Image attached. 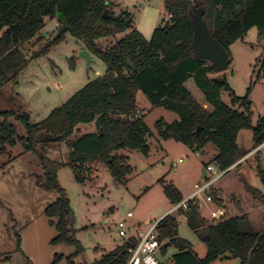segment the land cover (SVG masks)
<instances>
[{
	"label": "trees",
	"instance_id": "16d2710c",
	"mask_svg": "<svg viewBox=\"0 0 264 264\" xmlns=\"http://www.w3.org/2000/svg\"><path fill=\"white\" fill-rule=\"evenodd\" d=\"M163 1L170 18L155 28L150 40L131 30L102 48L98 40L114 38L130 27L127 24L130 15L117 16L112 12L113 0H0V91L15 82L32 59L48 52L67 35L81 42L107 66L102 77L86 84L39 123H30L29 116L20 110H0V156L11 162L24 153L36 155L42 170L35 179L36 185L46 193H58V198L44 209V215L57 231L51 244L75 245L74 255L81 249L73 236L74 215L64 190L57 183V171L68 166L75 180L84 183L91 180L93 167L102 165L114 182L125 185L131 168L127 159L116 152L129 149L144 156L150 153L147 129L137 107L138 92H142L152 106L177 114L178 120L171 124L156 123L162 139H172L191 149H203L212 144L217 154L210 164L222 172L264 144V117H259L252 125L251 87L239 98L230 91L224 76L209 79V74L213 73L209 64L193 56V25L189 16V12L202 7L211 36L229 56V47L243 40L252 28L257 29L264 42V0ZM103 14L109 17L103 18ZM46 20H56L55 34L28 57L24 46L32 40L35 45L43 40ZM260 76L259 73L257 79ZM189 79L201 91L208 109L185 87ZM226 92L231 97L230 106L221 99ZM9 118L21 122L26 131L24 137L17 135ZM90 123H94V132L70 141L79 124ZM198 127L200 130L195 136ZM243 130L252 132L253 146L248 151H242L237 144L238 134ZM60 143H65L69 149L65 163L46 156L47 147ZM16 147L19 153L14 154ZM259 153L260 150H256L253 155L257 157ZM256 175L262 190L245 187L253 196H264L261 162L256 165ZM164 192L172 205L182 202V195L173 185L165 186ZM211 193L213 201L215 196ZM178 212L206 246V254L199 258L191 244L178 236L177 218L168 214L155 225V231L162 252L168 246L176 249L170 259L172 264H211L226 259L235 260L237 264H264V229L255 230L246 214L223 216L208 222L201 216L194 198L188 199L186 209L178 208ZM136 242L133 236L126 238L121 246L90 264H127V251ZM62 258V255L55 256L53 264Z\"/></svg>",
	"mask_w": 264,
	"mask_h": 264
},
{
	"label": "rangeland",
	"instance_id": "374dc122",
	"mask_svg": "<svg viewBox=\"0 0 264 264\" xmlns=\"http://www.w3.org/2000/svg\"><path fill=\"white\" fill-rule=\"evenodd\" d=\"M113 4L112 12L115 15H130V27L114 38L98 40L102 48L131 30L150 40L155 28L163 25L168 18L163 0H113ZM57 26L55 21L46 20L43 40L38 45L34 40L27 43L24 46L26 55L31 57L34 51L51 40ZM76 41L67 35L48 52L32 59L16 81L0 91V110H20L29 116L30 123L36 124L86 84L102 77L107 70L106 64ZM83 49L89 54V63L79 56ZM259 73L261 76L257 79ZM223 76L236 97H244L251 87V120L255 125L259 117H264V42L260 40L256 28L250 29L243 40L229 47L228 68L220 73H211L208 77L214 79ZM185 87L199 104L203 103V95L192 79ZM221 99L230 106L228 92L223 93ZM136 100L147 129L146 142L150 153L144 156L139 151L129 149L116 152L127 159V165L131 168L125 185L114 182L108 169L102 165L93 167L91 180L84 183L75 180L68 166L57 171V183L64 190L74 215L73 236L81 249L76 255L75 245L51 244L57 231L44 215V209L58 198V193H46L36 185V177L42 174L36 155L24 153L11 162H7V157L0 156V264H53L57 255L63 258L56 264L99 261L126 239L118 235L119 222L125 223L129 229V238L136 230L146 231L178 205L170 203L164 192L165 186L177 188L184 202L194 193L196 184L205 182L201 179L202 170L217 154L216 148L207 144L203 149H191L172 139H162L156 123L164 121L171 124L178 120L177 114L152 106L142 92L137 93ZM8 122L15 127L19 137L25 136L21 122L13 118H9ZM94 131V123L79 124L69 139L74 141ZM237 144L242 151L250 150L253 146L252 132L241 131ZM13 153H19V149L16 147ZM46 156L65 163L69 149L65 143L52 144L46 148ZM258 160L264 166V148L257 157L249 155L232 166L226 175L214 166L216 175H222L211 187L215 199L207 202L204 194L196 197L203 215L212 217L217 207H223L226 210L224 217L246 214L255 230H263L264 196H253L245 187L249 185L262 190L256 175ZM171 214L178 221V236L193 245L198 257L203 258L206 246L188 228L185 217L178 211ZM175 252L173 246H168L164 252L160 248L156 257L160 261L170 262ZM68 258H71V262ZM211 264H233V260H216Z\"/></svg>",
	"mask_w": 264,
	"mask_h": 264
},
{
	"label": "built area",
	"instance_id": "2783aa9c",
	"mask_svg": "<svg viewBox=\"0 0 264 264\" xmlns=\"http://www.w3.org/2000/svg\"><path fill=\"white\" fill-rule=\"evenodd\" d=\"M141 1V0H137ZM170 18L168 16L167 20ZM57 25V22H56ZM206 176L204 178L205 182L202 185H195L194 186V193L190 196L189 199H196L197 196L201 194L205 195V200L207 202H211V191L210 188L212 185L222 176L216 175L214 166L207 165L205 168ZM209 174H212L209 177ZM215 176V177H214ZM187 201V200H186ZM186 201L181 202L175 208L172 209L173 211H177L178 208L186 209ZM223 216V212L220 210H216L212 213V218L215 220H219ZM157 224V223H156ZM151 225L146 231L136 230V244L134 247L128 249L127 253L129 255V259L127 264H172L171 262H163L160 261L156 257V253L160 250L161 244L157 239V234L155 231V225ZM117 231L118 235L122 238H127V231L128 228L126 227L125 223L119 222L117 224Z\"/></svg>",
	"mask_w": 264,
	"mask_h": 264
},
{
	"label": "water",
	"instance_id": "95a60500",
	"mask_svg": "<svg viewBox=\"0 0 264 264\" xmlns=\"http://www.w3.org/2000/svg\"><path fill=\"white\" fill-rule=\"evenodd\" d=\"M204 14L205 10L202 7L189 12V16L193 25V36L191 41L193 56L196 59L207 62L213 73H220L228 68L229 56L226 50L222 48V46L211 36L210 31L203 19ZM102 17L108 18L109 16L103 14ZM130 20L131 18H129L127 24L130 22ZM76 42L78 43V41ZM79 56L85 58L87 63H89L90 57L86 50H81ZM199 130V127L195 130V136L198 135ZM205 176V169H203L201 179H204Z\"/></svg>",
	"mask_w": 264,
	"mask_h": 264
},
{
	"label": "crops",
	"instance_id": "0c3cea01",
	"mask_svg": "<svg viewBox=\"0 0 264 264\" xmlns=\"http://www.w3.org/2000/svg\"><path fill=\"white\" fill-rule=\"evenodd\" d=\"M168 17V16H167ZM167 20V19H166ZM53 21H55V23H56V20H53ZM78 43H80L79 41H78ZM83 50H85V49H83ZM190 80V79H189ZM189 80L188 81H186V83L184 84L185 86L187 85V83L189 82ZM201 105L204 107V108H209L208 107V105L203 101V103H201ZM240 133V132H239ZM239 135V134H238ZM237 139H238V137H237ZM262 148H264V144L262 145V146H260V147H258L257 149H255V150H253V151H251L246 157H248L249 155H253V153L256 151V150H260V152H261V149ZM245 157V158H246ZM241 162V161H240ZM239 163V162H238ZM210 165V164H209ZM214 166V165H213ZM233 168V167H232ZM228 172H230V169L229 170H227V171H225L224 172V174L226 175ZM224 175V176H225ZM181 194V193H180ZM193 194V193H192ZM191 194V195H192ZM182 195V194H181ZM190 195V196H191ZM189 199V198H188ZM187 199V200H188ZM216 210H220V212H223V216H224V214H226V210H225V208H223V207H217L216 208ZM178 211V210H177ZM174 212V211H173ZM199 212H200V214H201V216L205 219V220H207L208 222H215V221H217V220H215V219H213L211 216L210 217H207V216H205V215H203V213L199 210ZM172 213V209L166 214V215H168V214H170V215H172L171 214ZM222 216V217H223ZM248 218H249V220H250V217L248 216ZM160 221V220H159ZM251 221V220H250ZM156 223H158V222H156ZM155 223V224H156ZM129 230V229H128ZM141 231V230H140ZM133 237H135L136 236V231H135V233H133V235H132ZM131 237V236H130ZM192 246V249L194 250V252H195V249H194V247H193V245H191ZM205 252H206V250H205ZM176 253V252H175ZM196 253V252H195ZM174 254V253H173ZM172 254V255H173ZM197 254V253H196ZM238 262L237 261H235V260H233V264H237Z\"/></svg>",
	"mask_w": 264,
	"mask_h": 264
}]
</instances>
